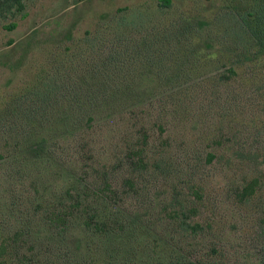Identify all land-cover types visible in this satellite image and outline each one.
Here are the masks:
<instances>
[{
  "label": "rangeland",
  "instance_id": "rangeland-1",
  "mask_svg": "<svg viewBox=\"0 0 264 264\" xmlns=\"http://www.w3.org/2000/svg\"><path fill=\"white\" fill-rule=\"evenodd\" d=\"M14 2L0 0V109L15 97L33 94L37 88L45 94V84L78 89L83 100L85 82L103 79L109 80L105 82L108 88L111 84L132 82L133 89L115 93H129L142 101H130L127 107L111 103L90 113L98 121L111 108L117 111L113 119L63 140L58 163L28 162L21 172L13 165H1L0 240L2 234L10 235L21 214L29 215L35 206L29 205L35 202L37 188L52 205L73 188L68 172L78 170L79 174L86 167L82 150L92 151L95 164L112 169L131 136H142L148 131L150 152L169 145L162 156L148 153L151 163L167 160V170L165 174L148 177L150 194L128 204H136L143 215H153L155 207L172 194L185 197L198 189L204 197L199 221L211 219L215 230L209 238L196 241L199 255L214 257L211 247L215 245L219 252L215 256L221 258V264H264V191L246 205H240L236 197L245 179L250 180L257 171L264 178V164L253 171L232 162L230 151L245 142L253 144L259 124H264V90L260 95L255 90V85L264 84V66L241 64L236 78L239 83L231 82L229 88L219 91L229 99L228 115L235 111V122L227 114L220 116L218 109L207 112L208 106H204L212 97L210 88H204L208 84L196 88L197 80L215 77L233 62L245 61L238 55L253 47L249 46L241 18L264 0H172L170 6L163 5L161 0H22V10ZM13 24L16 29H9ZM179 86L182 88L177 90ZM63 90H59L62 104L68 99ZM175 92L190 104L188 109L174 110L171 100L175 98L170 95ZM232 97L241 101L231 102ZM42 104L47 105L38 101V105ZM58 106L60 103L54 107L56 110L50 107V113L58 114ZM89 112L70 124L86 127ZM210 131L226 137L220 139L219 149L211 148ZM234 134L238 140L229 143ZM259 142L264 148V135ZM208 152L217 155L212 164L206 163ZM125 176L127 171L118 169L114 178L121 183ZM119 208L109 213L115 214ZM45 216L38 215L32 221L40 222ZM158 216L151 220L150 227L145 224L149 233L135 225L131 237L119 238L112 244L103 237H90L89 251L81 253L82 260L101 264L116 246L120 250L131 248L130 256L138 263L168 264L173 254H182L173 249H192L193 241L178 232L169 237L162 233L164 222ZM49 239L44 238L43 249L33 238L25 250L38 247L36 259L41 264H65V255L59 250L50 252ZM8 264L17 262L10 258Z\"/></svg>",
  "mask_w": 264,
  "mask_h": 264
},
{
  "label": "trees",
  "instance_id": "trees-1",
  "mask_svg": "<svg viewBox=\"0 0 264 264\" xmlns=\"http://www.w3.org/2000/svg\"><path fill=\"white\" fill-rule=\"evenodd\" d=\"M161 1L163 5L170 6L172 0ZM14 3L19 10L24 8L22 0H15ZM241 25L248 38L249 46L252 45L253 47L252 50L238 55L245 61L240 59L233 62L229 68L217 76L196 81V88L199 85L208 84L204 88H210L209 90L212 92L211 99L204 106H208L207 112L211 113L218 109L219 115L224 117L227 114L226 116L231 122H235V111L228 115L229 110H231L228 103L229 99L218 93L223 87L224 89L229 88L231 82L239 83L236 78L239 75L237 70L238 68L241 69V64L245 62L255 64L254 68L257 65L260 68L264 66V3L256 10L243 16ZM9 29H16V24H13ZM250 67L252 70V65ZM106 81L109 80L85 82L86 86L82 87L85 88L83 100L81 98L82 92L78 89L59 86L56 83V86H53L55 84H45L43 86L46 87L45 94L37 88L33 94L27 92L10 100L6 107L0 109V166L13 165L21 172L26 169L25 166L28 162L32 164L58 163L60 161L59 148L63 140L75 138L81 131L92 129V125L96 123L113 119L117 111H112L111 108V112H108L105 117L98 121H96V116L90 113H96L100 107L111 103H114L113 106L122 104L127 107L130 101H142L135 96L132 97L129 93L123 95L115 93L116 91L133 89L134 84L132 82L123 81L118 86L111 84V88H108ZM168 84H173V82ZM255 87L259 95L264 90V84L255 85ZM181 88L182 86H179L177 90ZM109 89L111 90L107 93L106 91ZM51 90L55 93V98L51 97ZM59 90L66 92L65 98H68L63 104L59 100L61 94ZM111 92L113 94H110ZM33 95L34 97H32ZM177 95L178 92L170 95V97L175 98L171 100L174 110L184 111L188 109L190 104H187L185 98ZM238 99L232 97L231 102L241 101ZM38 101L47 105H38ZM50 101L54 102L49 105ZM136 102L134 103L136 104ZM58 103H60L58 106L59 113H50L53 111H50V107L56 110L54 107ZM261 106L262 111H264V96L261 100ZM88 112L86 127L70 124L75 123ZM159 129L162 132V127L159 126ZM262 129L264 130V124L261 122L259 124L260 131L255 134L253 144L249 145L245 142L230 150L233 155L232 162L249 166L253 171L261 168L264 164V148L259 142V139L261 140L264 135ZM221 138L226 137H220L218 131L209 132L208 140L214 145H212V149H219L222 146ZM234 140H238L235 134L228 142L233 143ZM168 146L161 148V151L155 148L157 152H150L151 142L148 131L144 132L142 136H131L122 152L118 153L117 164L112 169L100 165V163L95 164L92 151L82 150V159L87 164L86 167L80 170L79 174H77L78 170L71 172V169L68 172L73 180V188L60 196L59 202L54 205L46 200L37 188L33 197L35 204L29 205L35 206L32 207L29 215L21 214L19 223L11 227L12 231L9 232V236L2 234L0 264H8L10 258L17 264H41L36 259L38 247L29 248L27 251L25 247L34 238L38 245H42V248L45 249V237L50 238L48 240L50 252H56L57 249L59 250L58 253L65 255V264H87V261L82 260L81 253L86 254L89 251L87 241L90 237H103L109 244H112L119 238L131 237V229L135 225L142 227L149 233L145 224H150V227L153 224L151 220L155 219V215H159L158 217L164 222L160 231L167 237L172 232H178L194 243L189 251L172 248L182 254L179 253L178 257L173 254L172 261L168 264H221V258L215 256L219 253L215 245L211 247L214 257L210 255L207 257L200 256L195 247L197 240L207 239L209 238L208 235L215 232L214 222L211 219L207 222L199 221L204 207V197L198 189L193 194L188 192L189 195L185 197L176 193L172 194L163 204L155 207L153 215L147 214V212L143 215L135 206L136 204H128L133 200L137 203L138 198H144L145 194H150L151 190H147L148 177L165 174L168 161L158 159L151 163L148 153H153L154 157L158 153L159 156H162ZM205 159L207 164H212L217 159V155L215 152H208ZM118 169L127 171V176L121 180V183H118L114 178ZM257 172L250 180L245 179L239 187L236 197L240 205L250 204L263 193L264 178L259 176ZM83 188L84 192L81 191ZM121 201L123 204L119 203ZM117 206L120 208L115 214L109 213L110 210L117 209ZM149 210L152 211V208ZM107 211L108 214H105ZM41 214L46 215L42 221H32V218ZM1 225L4 226L3 223ZM130 252H133L131 248L120 250L114 246L101 264H141L137 262L136 258L130 256ZM46 264L62 263L52 261Z\"/></svg>",
  "mask_w": 264,
  "mask_h": 264
}]
</instances>
